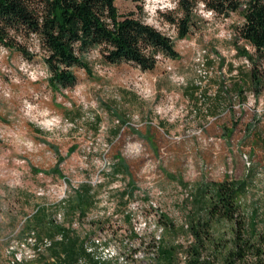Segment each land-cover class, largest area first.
<instances>
[{
    "label": "rangeland",
    "instance_id": "rangeland-1",
    "mask_svg": "<svg viewBox=\"0 0 264 264\" xmlns=\"http://www.w3.org/2000/svg\"><path fill=\"white\" fill-rule=\"evenodd\" d=\"M143 1L141 9L115 0L121 14L135 13L179 53L159 54L152 71L105 63L94 49L89 71L74 69L77 84L53 91L37 36L28 43L32 61L0 46V264H13L8 246L31 231L40 242L58 241L56 226L90 243L97 264L111 252L142 264L160 245L175 248L177 264L196 244L188 226L203 215L200 186L225 178L249 183L242 210L264 232V91L254 95L251 62L238 54L242 18L218 17L200 3L180 39L164 18L181 16L176 0ZM199 49L207 50V67L196 72ZM63 180L78 186H69L65 203L63 188L53 186ZM45 185L50 194L38 195ZM233 229L214 220L202 258L225 264ZM51 248L19 264H50Z\"/></svg>",
    "mask_w": 264,
    "mask_h": 264
},
{
    "label": "trees",
    "instance_id": "trees-1",
    "mask_svg": "<svg viewBox=\"0 0 264 264\" xmlns=\"http://www.w3.org/2000/svg\"><path fill=\"white\" fill-rule=\"evenodd\" d=\"M132 1L137 5L144 2ZM176 3L181 16L164 18L177 27L180 39L190 33L193 14L200 3L218 17L238 14L242 18L236 28L238 54L251 62L246 79L254 95L260 96L264 91V0H176ZM33 36L38 37L44 51L43 62L49 70L47 80L53 91L77 84L74 69L89 71L85 59L94 49L100 51L105 63L128 62L145 71L154 70L159 54L173 59L179 56L169 36L135 13L121 14L115 0H0V46L18 51L32 61L34 53L28 43ZM239 41L245 46H239ZM239 92L244 94L245 90ZM248 189L247 181L228 178L200 186L196 202L203 215L197 213L188 226L196 243L189 254L185 252L188 264H214L210 258H202L208 237L206 229L214 220H225L235 227V247L225 256V264H264V232L259 233L254 222H247L242 210ZM164 218L167 226L168 218ZM56 231L63 236L52 243L50 264H77L83 258L86 264L98 263L85 240L62 227L56 226ZM174 254L175 248L160 245L157 263L174 264Z\"/></svg>",
    "mask_w": 264,
    "mask_h": 264
},
{
    "label": "bare ground",
    "instance_id": "bare-ground-1",
    "mask_svg": "<svg viewBox=\"0 0 264 264\" xmlns=\"http://www.w3.org/2000/svg\"><path fill=\"white\" fill-rule=\"evenodd\" d=\"M53 186L58 187V188H60V187L63 188V194L61 195L60 198H61V201H63L65 203V200H67L66 198L69 196V193H70L69 186L64 187L63 186V181H60L59 183L54 184ZM45 190H46V187L39 188L38 195H41V191H45ZM62 215H63L62 213L61 214H59V213L57 214V216H58V218L60 220H63V218H64ZM31 233L32 234H28L21 241H17V242L13 241L8 246V252L11 255L10 256V260H11L10 262L11 263L19 264V263H22L23 261H26V260L36 259L37 256L41 255L46 250L51 248L52 243H53V239L52 240L51 239H45L44 242L42 240L41 242H43V243L41 244V242L38 241L39 238L36 237L35 232L31 231ZM62 236H57V238L59 240H61ZM160 239H161V235L159 234L158 240H160ZM94 242H95V240H94ZM95 243L98 244V243H101V241L98 239V240H96ZM88 245L86 244L87 249H88L89 252L92 253L93 252V248L89 247ZM107 251H109V250H107ZM134 256L136 258L138 257V255H134ZM183 257H188V254L180 253L179 254V259L182 260ZM98 258L100 259V257H98ZM140 258L142 259L143 257L141 256ZM141 259L139 261H141ZM103 260L104 261H101V263L104 262L105 264H114L116 262V261L114 262V260L119 261V264H123V263L124 264H128L130 262V261H128L129 259L126 260L125 257L119 256V254L117 252H113V253L111 252V254L105 255ZM144 260L145 261L142 264H158L157 263V261H158V249H153V251H151L150 253L146 254V258ZM79 262H80V264H86V261H84V259L80 260ZM139 264H140V262H139Z\"/></svg>",
    "mask_w": 264,
    "mask_h": 264
},
{
    "label": "built area",
    "instance_id": "built-area-1",
    "mask_svg": "<svg viewBox=\"0 0 264 264\" xmlns=\"http://www.w3.org/2000/svg\"><path fill=\"white\" fill-rule=\"evenodd\" d=\"M206 55H207V50L205 49H199V51L196 52L195 54V70L196 72H200V71H203V67H207V60H206ZM248 61V60H246ZM96 182H94L95 184ZM46 186V191H41V195H49L50 194V186L48 185H45ZM63 186L66 187V186H72L73 187H78L77 185H75L74 183H72L71 185L68 184V181L67 180H63ZM62 188H60L61 190ZM36 191H39V187ZM113 204V202H112ZM113 209H115V206H112ZM145 224V223H143ZM189 257H183L182 260H179L177 262V264H188L189 263ZM144 263V262H142Z\"/></svg>",
    "mask_w": 264,
    "mask_h": 264
}]
</instances>
